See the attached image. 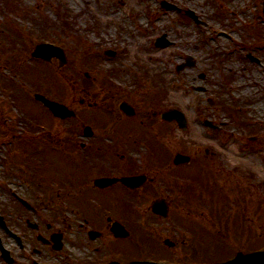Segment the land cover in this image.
Masks as SVG:
<instances>
[{
  "label": "rangeland",
  "instance_id": "1",
  "mask_svg": "<svg viewBox=\"0 0 264 264\" xmlns=\"http://www.w3.org/2000/svg\"><path fill=\"white\" fill-rule=\"evenodd\" d=\"M263 8L264 0H0V214L6 216V225L15 233L25 231L35 244L37 232L31 233L28 221L37 224L39 235H47L45 228L52 223L53 230L60 229L72 244L77 243L78 235L73 229L74 234L69 233L66 222L76 227L74 222L82 217L76 214L77 203L85 200L37 195L39 182L23 176L64 181L67 155L78 162L72 152L66 154L65 141L70 138L75 146L86 143L87 125L99 136L107 133L103 129L111 131L107 128L115 125L118 115L123 117L120 103L129 101L151 116L172 108L186 114L187 131L167 126L165 137L155 140L154 127L150 128V143L159 152L164 147L168 159L178 152L193 158L189 172L170 170L165 176L182 175L173 180L178 191H183L182 185L187 192L217 194L213 207L224 208L227 202V241L232 242L234 235L260 239ZM163 36L170 44L157 47L156 40ZM45 42L63 49L64 65L58 58L33 59L35 46ZM110 50L117 52L115 57L105 54ZM188 57L193 65L181 68ZM182 78L188 83L179 89ZM8 87L16 90L15 96L7 94ZM36 93L69 106L76 118L51 117L35 101ZM88 103L97 107L89 108ZM205 121L221 128H209ZM41 127L52 135L43 137ZM12 191L38 210L22 212ZM110 197L97 202L123 207L124 198ZM153 201L131 203L150 207ZM0 238L16 249L14 239L1 227Z\"/></svg>",
  "mask_w": 264,
  "mask_h": 264
},
{
  "label": "flooded vegetation",
  "instance_id": "2",
  "mask_svg": "<svg viewBox=\"0 0 264 264\" xmlns=\"http://www.w3.org/2000/svg\"><path fill=\"white\" fill-rule=\"evenodd\" d=\"M123 102L133 110L128 114L120 111L123 117L118 115L115 122V125L120 126L119 129H114L115 125L107 128L111 131L103 129L107 132L103 135L108 138L96 134L92 127L84 126L83 138L86 143L75 146L69 142L70 138L65 141L66 154L72 152L78 162H73L71 156L67 155L68 176L64 181L58 179L60 182H57L56 178L47 176L39 179L21 175L34 183L39 182L35 183L37 187L41 185L37 188V195L50 199L63 195L66 200H85L77 203L79 208L76 214L82 217L74 222L76 227L66 222L69 233L72 234L74 230L78 235L77 243L72 244L60 229L53 230L51 223L45 228L47 235L41 236L37 224L28 221L31 233L37 232L35 244L24 237L25 231L16 232L15 235V231H10L11 228L1 227L14 239L16 249L8 248L0 239V250L5 246L10 253L6 260L0 255V264H131L137 261L156 264H223L238 254L255 253L263 255L244 264H264L262 229L260 239L257 237L255 241L235 235L232 242L227 241V202L224 208L220 204L213 207L217 194L187 192L181 184L183 191H178L179 184L173 180L182 175L165 176L170 170L183 173L189 170L187 166L174 165L173 160L167 158L164 147L160 152L153 148L150 128L154 127L153 138L160 140L165 137V132H169L167 126L178 127V124L163 120V112L154 111L151 116L148 112L138 111L131 102ZM88 106L97 104L88 103ZM138 126L144 127V131H136ZM139 175L144 180L137 187L126 185L123 181L105 188L95 184L100 178L124 179ZM46 193L48 196H45ZM11 195L19 208L23 209L21 211H27V205L18 200L20 195L14 191ZM112 195L124 198L123 207L100 206L97 202L102 198L111 199ZM135 199L160 201L162 206L135 207L131 203ZM32 205L36 212L37 206L34 203Z\"/></svg>",
  "mask_w": 264,
  "mask_h": 264
},
{
  "label": "water",
  "instance_id": "3",
  "mask_svg": "<svg viewBox=\"0 0 264 264\" xmlns=\"http://www.w3.org/2000/svg\"><path fill=\"white\" fill-rule=\"evenodd\" d=\"M157 45L158 46H166V45H168V43L165 41L164 38H161V39H159L157 41ZM40 48H42V46L38 47V49H40ZM49 49L56 50L54 47L49 46V47L44 48L38 54L36 53L35 55L36 56H41L42 58L47 59V58H49L52 55L50 52H48ZM62 59L65 60V58L63 56H62ZM37 98L39 100L43 101L47 106H49L51 108V110L55 113V115H57V116L65 118L67 116L73 115V112L69 111L63 105H60V104H57V103H54V102H50V101L46 100L43 96H37ZM164 117L166 119H168V120H174V119L177 120L180 123L181 127H183L184 129L187 126L185 116L181 112H178V111L168 112V113H166L164 115ZM187 160H188V158H183L182 156L179 155L176 158V163H180L182 161H187ZM116 181H117L116 179H101V180H98L96 183L100 184L102 186H107V185L112 184V183H114ZM124 182L134 186V183L137 182V178L124 179ZM160 206H161L160 204H155L154 205V207H158V208ZM239 260H240V257L237 260L231 262L230 264H235ZM137 264H141V263H137Z\"/></svg>",
  "mask_w": 264,
  "mask_h": 264
},
{
  "label": "bare ground",
  "instance_id": "4",
  "mask_svg": "<svg viewBox=\"0 0 264 264\" xmlns=\"http://www.w3.org/2000/svg\"><path fill=\"white\" fill-rule=\"evenodd\" d=\"M174 47H175V45H174ZM155 58H159V57H155ZM158 60H159V59H158ZM154 67H156V66L154 65L152 68H154ZM187 83H188V79H187V78H182V83L179 84V89H182L183 86H185ZM250 92H251V90L249 91V93H250ZM260 107L264 109V103L261 104ZM233 167H235V166H233Z\"/></svg>",
  "mask_w": 264,
  "mask_h": 264
}]
</instances>
